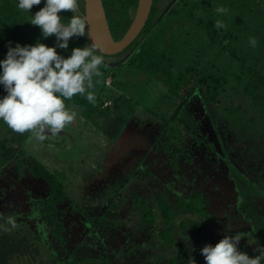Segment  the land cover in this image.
Returning a JSON list of instances; mask_svg holds the SVG:
<instances>
[{"label":"rangeland","instance_id":"obj_1","mask_svg":"<svg viewBox=\"0 0 264 264\" xmlns=\"http://www.w3.org/2000/svg\"><path fill=\"white\" fill-rule=\"evenodd\" d=\"M194 1L196 0H192ZM259 2L260 0H202L204 5L212 6L216 3L218 7L227 9L223 14L215 9L209 11L216 19L215 22L223 21L225 27L222 30L224 29L223 31L229 35L232 30L238 31L240 26V28L244 26L245 30H256L251 26L252 20H249L246 10L251 6L257 8L256 4ZM262 6L264 9V4ZM183 7L182 1L176 14L173 13L160 20L154 30L141 39V42L147 41L146 47H152V53L148 55L144 53L141 58L133 59L136 48H132L116 56L102 55L104 63L100 66L101 75L94 77L95 102L91 103L96 111L92 112L91 116L84 115L85 128L81 131L83 136L79 131L82 121L76 119L68 125L70 131L65 127L55 135L46 133L44 140L36 138L33 131L17 133L0 120V149L3 144L13 153L20 152L18 156L22 155L3 164L0 151V214H3L0 224L4 225L0 228V234L7 233L9 237L12 235V239L16 241H21L23 236L29 241L32 240L45 260H51L52 252L59 249L50 226L43 222L37 210V204L47 196L48 186L42 179L41 181L35 179L27 165L21 170L24 173L23 177H19L15 167L17 160L21 159L25 162L35 161L58 179L64 178L66 192L72 201V204L65 205L67 249L78 246V240L87 231L89 224L96 218L100 220L99 214L106 207L109 199L114 198L116 202H120V206L110 213L115 228H106L105 233L94 230L92 235L82 238L79 253L84 257H94L102 253L104 247L116 264L166 263L167 260L163 259L151 260V256L164 254V252L158 253L154 247L153 237L158 226H150V231L147 229L135 231L140 217L131 213L133 206L131 198L134 195H139L150 202L149 207H153L157 212L153 202L157 194L167 192L172 201H177L198 188L208 199V212L213 217V224L218 230L233 234L245 233L250 236L249 232L252 228L244 220L243 214L238 212L241 202L237 204L236 200L240 191L232 178L234 175L238 179L242 173L239 170L234 173L227 163L216 164V159L223 157V151L219 147L215 146L218 156L215 157L203 146L199 148L193 146L190 154L191 163L181 158L180 169L174 173L167 164L166 155L152 148L154 139L162 133L167 124H171L177 106L184 100L174 99L166 78L153 70L156 61L154 57H157L158 53L173 57L176 60L174 72L177 73L178 70H184L189 65L195 66V62L198 66H206L218 47L206 46L202 27H194L193 23L185 22V19L178 14ZM197 17L195 14V22L198 21ZM206 19L207 17L205 21ZM243 33H246L244 37L247 41L254 34L257 38L256 49L259 48L260 52H264V38L260 32ZM244 46H246L244 50H247V45ZM70 54L71 51L62 52L64 56ZM96 54L101 55L97 52ZM223 58L225 59V57L221 59ZM187 91L182 92V98L186 96ZM2 95L5 93L0 96ZM102 101L108 103L109 108L105 109V113L116 114V119L120 122L99 116ZM114 101L119 103L116 108L113 107ZM71 107L79 112L78 107ZM205 110L201 100L194 95L187 100L185 111H180L181 115L178 117L189 123L198 124L200 133L207 134L208 140L217 144L211 120ZM223 125L224 123H221L219 128L223 129ZM77 126L79 128L74 129ZM95 134L100 137L98 141L93 140ZM77 136L82 138L76 140ZM109 137L114 140L112 145L115 146L107 145L110 143ZM225 138L230 139L228 145H233L225 144L229 148V153L241 161L244 159L243 156L251 157L250 154L257 151L256 143L244 149L242 145H235L238 141L232 139L230 134ZM4 139L8 142L3 143ZM102 141L103 143H100ZM148 149V157L142 159V154ZM238 149L243 152L238 153ZM211 156L213 159H209ZM26 163L28 164V161ZM258 168L252 166L253 170H257L254 176ZM139 171L142 174H139ZM132 174L136 177L130 178ZM255 193L253 190L252 195ZM256 204L261 205L262 202L258 199ZM257 210L262 211L261 208ZM130 213L132 222L129 224L127 220ZM8 216L15 218L16 227L7 223ZM30 231L36 235V240L31 236ZM204 232L202 234L206 233ZM60 252L62 254V251ZM58 256L60 254L57 253L56 257Z\"/></svg>","mask_w":264,"mask_h":264},{"label":"trees","instance_id":"obj_2","mask_svg":"<svg viewBox=\"0 0 264 264\" xmlns=\"http://www.w3.org/2000/svg\"><path fill=\"white\" fill-rule=\"evenodd\" d=\"M101 1L111 38L114 41H119L134 19L138 0ZM155 1L158 6L153 8L144 30L132 44V47L136 48L133 59L141 58L144 53L148 55L153 52L151 46L146 47L147 41L141 42V39L147 37L156 26L154 20L161 12L159 5L164 0ZM196 1L183 0L184 7L180 8L178 14L185 19V22L193 23L194 27H202L206 46L209 48L218 46L217 51L206 66H198L195 62V66L189 65L184 70H178L177 73L174 72L176 60L173 57L164 53H158L157 57L153 56L156 58L153 70L156 74L161 73L166 78L170 86L169 91L174 99L184 100L177 106L171 124H167L162 133L154 139L152 148L166 155L167 164L173 173L180 169L181 158L191 163L190 154L193 146L195 148L203 146L208 153L215 157H218L216 156V147L223 151V157H218L216 164L227 163L234 173H237L238 170L242 173L240 178L237 179L234 175L232 178L240 191L239 197L236 196L237 204L241 202L238 212L243 214L244 220L252 228L249 237H256V243L251 246L247 244L246 238L242 239L240 243L241 250H246L251 255L254 249L264 245V214H262L264 212V52H260L259 48L257 50L256 46H251L249 40L247 41L244 37L246 33L243 32L251 34L260 32L264 38V9L262 6L264 0H260L259 4H256L257 8L251 6L246 10L249 20H252L251 26H254L256 30H245L244 26L242 28L240 26V31L239 29L238 31L232 30L230 35L226 31L224 32V29L215 26V18L209 10H216L218 5L213 3L212 6H208L204 5L202 0ZM78 2V12L85 16L84 1L78 0ZM43 6L42 0V3L34 5L29 13L18 8L17 0H0V59L5 58L9 42H12L13 47L17 42L21 45H34L38 40L48 46L55 44L54 36L47 39L42 38L40 28L29 23L31 15H34ZM60 14L65 17V20L72 15L71 11H62ZM195 14L198 16L197 22H195ZM244 44L247 45V50H244L246 47ZM84 46H91L88 35L72 38L69 42V49H58V52L62 54V52L71 51L74 47ZM222 57L225 59H221ZM186 90H188L186 96L182 98L181 94ZM2 93L5 91L0 86V95ZM194 95L195 98L201 100L206 109L217 144L210 142L207 134L200 133L198 124L189 123L182 117L181 119L178 117L183 110L185 111L187 100ZM84 97L77 94L65 103L68 106L81 108L84 110L85 117H88L96 110L94 105ZM104 104L105 101H102L98 114L109 118L111 113H105V109L109 107H104ZM118 104L114 101L113 107H118ZM221 123H224L223 129L219 128ZM229 134L232 139H237L238 143L235 145H242L244 149L253 146L252 143H256L257 151L251 153V157L243 156L242 163L238 157H233L229 153V148L226 147L233 146L228 145L230 139L226 140L225 138ZM6 142H8L7 139H4L3 143ZM0 151L3 156V164H7L10 159H15L20 153H13L3 144ZM241 151L243 152L238 149V153ZM212 156L209 159H213ZM17 161L15 170L19 172V177H23L24 173L21 170L27 165L33 177L42 179L45 182L43 183L48 186L47 196L37 204V210L43 222L50 226L55 244L59 249L52 252L51 260H45L41 257L40 249L38 250L32 240L29 241L23 236L21 241H16L12 239V235L9 237L7 233H1L0 264H116L104 247H102V253L100 252L94 257H84L79 253V248L82 245V238L92 235L94 230L105 233L106 228H115L111 222L110 213L114 208L120 206V202H116L114 198L109 199L106 207L99 214L100 220L96 218L89 224L87 231L78 240V246L67 249V227L65 225L67 210L65 205L72 204V201L66 192L64 178L59 177L58 179L56 175L51 174L43 165L35 161L26 160L28 164L25 160ZM253 165L259 167L255 176L254 173L257 170L252 169ZM139 174L142 173L139 171ZM135 177V174L130 176V178ZM253 190L256 192L254 195H252ZM259 194L261 196H258ZM258 199L262 202L261 205L256 204ZM131 200L133 205L131 213L140 217L135 231L141 229L150 231V226H158L154 239H152L155 241V250L161 254L164 252V254H157L156 257L155 255L151 256V260H167L165 264H191V260L194 258L197 264H206L200 249L209 243L215 245L222 239L223 234H233L218 230L217 226L213 224L214 219L207 208L208 199L198 188L187 197H181L177 201H172L167 192L157 194L153 201L157 212L153 207H149L148 203L150 202L139 195H134ZM257 208H261L263 212ZM131 213L128 214L127 222L129 224L132 222ZM228 227L229 225H227ZM203 232L205 234H202ZM30 233L36 240V235L31 231ZM57 253L60 256L56 257Z\"/></svg>","mask_w":264,"mask_h":264},{"label":"clouds","instance_id":"obj_3","mask_svg":"<svg viewBox=\"0 0 264 264\" xmlns=\"http://www.w3.org/2000/svg\"><path fill=\"white\" fill-rule=\"evenodd\" d=\"M41 3L17 0L18 8L29 13ZM43 4L29 23L40 28L42 38L54 36L55 44L48 46L38 40L34 45L17 42L13 47L9 42L5 58L0 59V86L6 93L0 96V120L17 133L33 131L39 140H44L46 133L58 134L77 118L76 109L66 101L79 94L95 102L94 77L101 75L104 63V57L96 54V45L74 47L68 56L58 52L68 50L72 38L88 35V21L78 12V0H43ZM62 11H71V17L65 20ZM216 11L223 14L227 9L218 7ZM215 26L225 27L221 20ZM249 44L255 46L257 38L250 37ZM7 223L16 227L13 216L7 217ZM245 238L249 246L256 243V237L245 233L223 234L219 242L206 244L200 252L206 264H264V245L250 255L240 247ZM191 264H197L194 258Z\"/></svg>","mask_w":264,"mask_h":264},{"label":"water","instance_id":"obj_4","mask_svg":"<svg viewBox=\"0 0 264 264\" xmlns=\"http://www.w3.org/2000/svg\"><path fill=\"white\" fill-rule=\"evenodd\" d=\"M88 21V40L97 46V53L112 56L124 51L138 37L148 21L153 0H138L134 19L119 41L111 38L106 14L101 0H83Z\"/></svg>","mask_w":264,"mask_h":264},{"label":"flooded vegetation","instance_id":"obj_5","mask_svg":"<svg viewBox=\"0 0 264 264\" xmlns=\"http://www.w3.org/2000/svg\"><path fill=\"white\" fill-rule=\"evenodd\" d=\"M183 0H164V2L162 3V2H160V5H159V10L161 11L160 13H159V16L158 17H156V19L154 20V22L155 23H158L160 20H162L163 18H165V17H168L169 15H172L173 13H176L177 12V9L179 8V6H180V3L182 2ZM156 6H158V3H156V1L155 0H153L152 1V8H151V13H152V10H153V8L154 7H156ZM151 13H150V15H149V18H148V21H149V19H150V17H151ZM147 21V22H148ZM147 22H146V24H147ZM146 26V25H145ZM145 28V27H144ZM144 28H143V30H144ZM142 30V31H143ZM142 31H141V33H142ZM140 33V34H141ZM140 34L138 35V37L140 36ZM137 37V38H138ZM136 38V39H137ZM135 39V40H136ZM134 40V41H135ZM134 41L131 43V45L129 46V47H127L124 51H122V52H124V53H126V51H128V50H131L132 48H134V46L132 47V44L134 43ZM122 52H120V53H118V54H116V55H120ZM116 55H114V56H116ZM113 56V55H112ZM119 60H121V59H118V61Z\"/></svg>","mask_w":264,"mask_h":264},{"label":"crops","instance_id":"obj_6","mask_svg":"<svg viewBox=\"0 0 264 264\" xmlns=\"http://www.w3.org/2000/svg\"><path fill=\"white\" fill-rule=\"evenodd\" d=\"M71 107V106H70ZM74 107H76V106H74ZM79 108V107H78ZM131 111V110H130ZM126 112H128V111H126ZM78 113V116H77V118H76V121L78 120V121H82V125H81V127L79 128V126H77V127H74V129L76 128V129H78L79 128V131H80V135L81 136H83V132H81V131H83V129L85 128L84 127V123H83V118H84V110H82L81 108H79V112H77ZM116 115V114H115ZM114 114H112L111 113V116L109 117V118H106V119H110V118H112V121H114V122H120V120H117L116 119V117H117V115L115 116ZM100 116V115H99ZM101 117V116H100ZM85 119V118H84ZM76 124H78L77 122H76ZM66 127H68V130L70 131V126H68V125H66ZM73 127V126H72ZM89 128H87V130H88ZM89 131H91L90 129H89ZM77 132V131H76ZM68 134H70V132H68ZM96 135V134H95ZM68 136V135H67ZM77 139L76 140H78V139H80V138H82V137H79V136H77L76 137ZM98 138V139H97ZM99 138L100 137H98L97 135L96 136H94V138H93V140H99ZM110 138V140H109V144H107V145H111V147H113V146H115V145H112V144H114L113 143V139L111 138V137H109ZM104 141V140H103ZM103 141L102 142H100V143H103ZM115 141H117V139L115 140ZM107 142V141H106ZM77 143H79V142H77ZM105 144V143H104ZM153 144V143H152ZM50 146H52V145H50ZM49 146V147H50ZM148 154H149V149L145 152V153H143L142 154V159H144V158H146V157H148Z\"/></svg>","mask_w":264,"mask_h":264},{"label":"built area","instance_id":"obj_7","mask_svg":"<svg viewBox=\"0 0 264 264\" xmlns=\"http://www.w3.org/2000/svg\"><path fill=\"white\" fill-rule=\"evenodd\" d=\"M107 106H108V103H105V104H104V107H107Z\"/></svg>","mask_w":264,"mask_h":264}]
</instances>
